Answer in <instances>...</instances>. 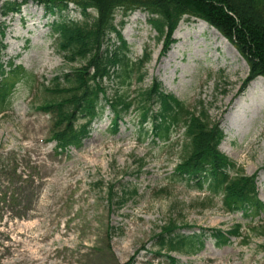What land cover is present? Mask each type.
Instances as JSON below:
<instances>
[{"label": "rangeland", "instance_id": "obj_1", "mask_svg": "<svg viewBox=\"0 0 264 264\" xmlns=\"http://www.w3.org/2000/svg\"><path fill=\"white\" fill-rule=\"evenodd\" d=\"M60 15L82 20L73 6L47 13L34 3L21 14L0 16L4 60L36 80L32 87L29 79L19 83L10 110L0 115V264H264V211L229 214L220 198L174 179L183 130L171 143L154 144L134 115L115 131L106 110L79 149L56 154L53 118L39 108L50 98L52 81L78 66L57 51L51 26ZM122 22L132 61L150 54L143 89L158 81L190 110L203 105L225 134L221 152L246 175H258L264 204V79L240 94L247 62L219 32L227 43L216 37V47L215 29L198 19L181 21L163 57L148 14L138 10L124 18L118 11L116 24ZM109 86L111 95L117 85ZM125 191L133 197L120 205ZM171 221L185 235L205 234L203 250L188 256L160 252L155 238ZM237 225L242 237L228 245L218 246L210 235Z\"/></svg>", "mask_w": 264, "mask_h": 264}, {"label": "trees", "instance_id": "obj_2", "mask_svg": "<svg viewBox=\"0 0 264 264\" xmlns=\"http://www.w3.org/2000/svg\"><path fill=\"white\" fill-rule=\"evenodd\" d=\"M34 3L47 13L68 11L73 6L81 21L60 15L51 26L57 51L67 64H77L47 88V98L39 110L53 118L51 141L57 155L79 149L89 136L93 123L112 114V129L129 116L138 121L139 130L154 144L171 143L183 130L182 157L175 168L174 179L220 198L229 214L244 216L264 211L259 198L258 175L248 176L221 152L225 139L219 121L213 122L209 111L200 107L190 110L175 96L167 94L158 81L143 89L147 77L149 53L138 61L129 57V47L122 35L124 23L116 24L118 11L127 18L138 10L148 14L149 24L163 43L161 57L174 44V35L184 18L198 19L215 28L247 62L249 76L242 89L258 78H264V0H0V16L18 15L22 7ZM0 26V115L10 110L17 85L36 80L12 60H4L5 30ZM109 84L117 89L109 95ZM136 86L135 91L131 89ZM83 122V123H82ZM150 128L147 129V125ZM125 191L120 205L133 197ZM112 201L115 198L110 191ZM213 201V200H212ZM241 225L230 232L210 234L218 246L228 245L232 237H242ZM175 222L161 229L155 240L160 252L196 255L204 248L205 234L185 235ZM173 262H175L173 260Z\"/></svg>", "mask_w": 264, "mask_h": 264}, {"label": "bare ground", "instance_id": "obj_3", "mask_svg": "<svg viewBox=\"0 0 264 264\" xmlns=\"http://www.w3.org/2000/svg\"><path fill=\"white\" fill-rule=\"evenodd\" d=\"M212 35H213L216 47H221V45L217 43V38L216 37H220L225 43H227L226 40H224V38H222L217 31L213 30ZM230 121L233 122L234 121V117H232L230 119Z\"/></svg>", "mask_w": 264, "mask_h": 264}]
</instances>
